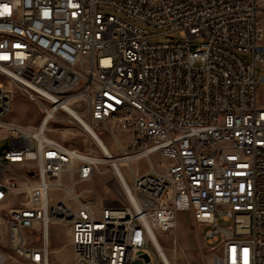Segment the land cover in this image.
<instances>
[{
	"label": "built area",
	"instance_id": "2783aa9c",
	"mask_svg": "<svg viewBox=\"0 0 264 264\" xmlns=\"http://www.w3.org/2000/svg\"><path fill=\"white\" fill-rule=\"evenodd\" d=\"M262 10L264 0H0V74L9 83L0 85V246L47 264L33 254L48 261L49 225L62 222L78 264H166L156 232L168 236L187 211L211 264H264ZM151 28L169 40L149 42ZM13 86L45 121L6 119ZM53 102L101 138L111 133L125 162L148 158L146 171L131 170V194L116 174L124 204L75 191L103 150L49 136L46 123L61 118ZM115 130L129 134L126 150ZM6 257L0 249V264Z\"/></svg>",
	"mask_w": 264,
	"mask_h": 264
},
{
	"label": "rangeland",
	"instance_id": "374dc122",
	"mask_svg": "<svg viewBox=\"0 0 264 264\" xmlns=\"http://www.w3.org/2000/svg\"><path fill=\"white\" fill-rule=\"evenodd\" d=\"M162 31L163 29L160 28L149 29V42L162 43L169 40V38L162 34ZM174 37L180 39V36L177 34ZM192 42L195 43L198 40L195 39ZM260 74L258 71L257 76H260ZM0 85L9 87V83L2 74H0ZM13 88L11 109L6 119L25 125H37L42 116L39 105L20 89H17L15 86ZM256 98L258 103L264 106V91L260 85L256 89ZM75 108L82 111L81 104H75ZM59 112L61 118L51 119L47 124L49 136L71 147L102 156V152L93 137L84 130L79 122L74 120L68 113ZM115 135L119 138L123 149L126 150L130 140L129 134L124 131L115 130ZM101 136L116 158L123 155L122 150L115 142L111 133L103 129ZM4 143L6 141H0V146ZM151 158L153 161L160 159L157 154L151 155ZM16 167L12 166L13 169H16ZM120 167L129 185H131V170L134 169L137 173L146 171L149 168L148 158L142 156L131 162L123 163ZM74 188L75 191L81 192L83 196L98 205L120 206L126 201L125 192L109 162L96 164L91 178L75 185ZM156 233L162 245L166 247V252L171 257L170 262L172 264H211L210 253L203 242L200 227L192 219L189 212H178L176 224L168 236L163 237L159 231ZM173 245H175V249H173ZM0 249L7 254L2 264H30L9 252L5 244H2ZM47 264H78L73 258L68 227L65 223L56 222L49 225Z\"/></svg>",
	"mask_w": 264,
	"mask_h": 264
},
{
	"label": "bare ground",
	"instance_id": "6f19581e",
	"mask_svg": "<svg viewBox=\"0 0 264 264\" xmlns=\"http://www.w3.org/2000/svg\"><path fill=\"white\" fill-rule=\"evenodd\" d=\"M12 96H6V104H12ZM67 112L72 116V118L76 121L81 122V124L83 125L82 127L84 128L85 131H87L95 140V142L97 143V145L99 146L101 152L103 150V158L100 161L101 163H110L113 171L115 174H119L122 178V185L123 188L125 190L126 193L131 194L130 191V185L121 169V165L123 163H126V158L125 157H119L116 158L110 148H108L107 144L104 142V140L95 132V130H93L91 128V126L87 123V121H85L81 115H79V113L77 111H75L73 108H71L69 105H65ZM10 111V109H9ZM52 111L54 113H60L59 111H64V103H60V102H53L52 103ZM40 121H45V114L42 113L41 118L39 119ZM47 124L46 123V130H48L47 128ZM36 163H44V156H36ZM158 247L163 251V258L164 261L166 262V264H172L171 261V257L166 254L164 252V249L161 248L160 244H158ZM33 262L36 263H45L47 262V254H33Z\"/></svg>",
	"mask_w": 264,
	"mask_h": 264
},
{
	"label": "crops",
	"instance_id": "0c3cea01",
	"mask_svg": "<svg viewBox=\"0 0 264 264\" xmlns=\"http://www.w3.org/2000/svg\"><path fill=\"white\" fill-rule=\"evenodd\" d=\"M259 20L264 27V10L259 13Z\"/></svg>",
	"mask_w": 264,
	"mask_h": 264
}]
</instances>
